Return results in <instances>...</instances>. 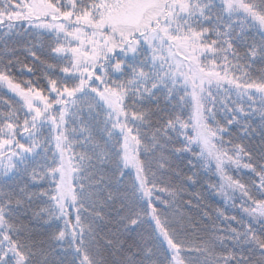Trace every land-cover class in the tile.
Returning a JSON list of instances; mask_svg holds the SVG:
<instances>
[{
	"label": "snow or ice",
	"instance_id": "1",
	"mask_svg": "<svg viewBox=\"0 0 264 264\" xmlns=\"http://www.w3.org/2000/svg\"><path fill=\"white\" fill-rule=\"evenodd\" d=\"M0 264H264V0H0Z\"/></svg>",
	"mask_w": 264,
	"mask_h": 264
},
{
	"label": "trees",
	"instance_id": "2",
	"mask_svg": "<svg viewBox=\"0 0 264 264\" xmlns=\"http://www.w3.org/2000/svg\"><path fill=\"white\" fill-rule=\"evenodd\" d=\"M218 201H219V197H216L215 199L210 198L209 203L211 204L212 207H216L218 206Z\"/></svg>",
	"mask_w": 264,
	"mask_h": 264
}]
</instances>
